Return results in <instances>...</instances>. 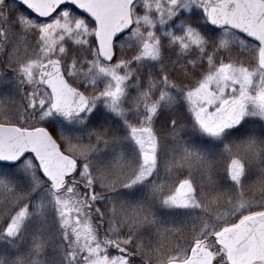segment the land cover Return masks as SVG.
<instances>
[{
  "label": "snow or ice",
  "instance_id": "obj_1",
  "mask_svg": "<svg viewBox=\"0 0 264 264\" xmlns=\"http://www.w3.org/2000/svg\"><path fill=\"white\" fill-rule=\"evenodd\" d=\"M0 264H264V0H0Z\"/></svg>",
  "mask_w": 264,
  "mask_h": 264
},
{
  "label": "trees",
  "instance_id": "obj_2",
  "mask_svg": "<svg viewBox=\"0 0 264 264\" xmlns=\"http://www.w3.org/2000/svg\"><path fill=\"white\" fill-rule=\"evenodd\" d=\"M249 195H251V193H249Z\"/></svg>",
  "mask_w": 264,
  "mask_h": 264
}]
</instances>
